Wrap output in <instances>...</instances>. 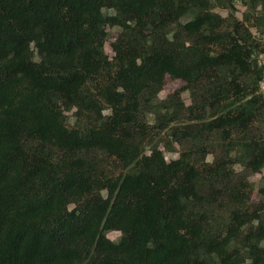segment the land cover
I'll list each match as a JSON object with an SVG mask.
<instances>
[{"label":"trees","instance_id":"1","mask_svg":"<svg viewBox=\"0 0 264 264\" xmlns=\"http://www.w3.org/2000/svg\"><path fill=\"white\" fill-rule=\"evenodd\" d=\"M263 54L264 0H0V264H264Z\"/></svg>","mask_w":264,"mask_h":264},{"label":"rangeland","instance_id":"2","mask_svg":"<svg viewBox=\"0 0 264 264\" xmlns=\"http://www.w3.org/2000/svg\"><path fill=\"white\" fill-rule=\"evenodd\" d=\"M237 8L240 10H242V7L239 5V2H237ZM220 11L223 15H225V11ZM237 15L239 16L240 13L237 12ZM111 33L115 35L117 29L113 28L110 29ZM105 50L107 52L108 55H111V48H110V44L109 42L106 43L105 45ZM183 85V82L178 80V79H171L169 77L166 78V83L164 85L163 90L159 93V97L163 98L168 92L180 87ZM182 97L185 100L186 103H189V98H188V93L187 91L182 92ZM176 154H166V158H170V157H175ZM251 180L254 181L255 186H259L262 184V181H264V169L262 170V172L260 174H255L251 177ZM258 199V195L256 193L253 194V200H257ZM107 236L112 239V240H116L119 237V232L117 231H110L107 232Z\"/></svg>","mask_w":264,"mask_h":264},{"label":"built area","instance_id":"3","mask_svg":"<svg viewBox=\"0 0 264 264\" xmlns=\"http://www.w3.org/2000/svg\"><path fill=\"white\" fill-rule=\"evenodd\" d=\"M260 60L264 62V54L261 55ZM259 91L262 94H264V75H263V77H262V79L260 80V83H259Z\"/></svg>","mask_w":264,"mask_h":264}]
</instances>
